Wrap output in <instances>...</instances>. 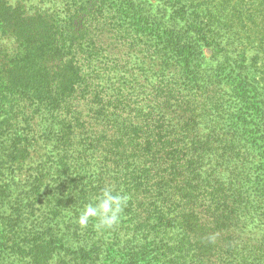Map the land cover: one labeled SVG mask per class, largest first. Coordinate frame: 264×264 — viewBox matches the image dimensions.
<instances>
[{
  "label": "trees",
  "instance_id": "trees-1",
  "mask_svg": "<svg viewBox=\"0 0 264 264\" xmlns=\"http://www.w3.org/2000/svg\"><path fill=\"white\" fill-rule=\"evenodd\" d=\"M176 2L186 28L154 36L130 0H77L65 18L0 0V33L17 44L0 48V180L45 144L21 190L27 201L15 204L57 205L31 236L13 214L1 217L0 258H53L60 247L62 258H94L60 245L53 220L61 204H94L107 186L128 199L119 223L101 229L132 231L149 246L126 247L129 258H264V234L260 244L250 236L264 225V0ZM150 34L155 46L141 48ZM204 46L222 56L215 68ZM86 100L93 123L74 104Z\"/></svg>",
  "mask_w": 264,
  "mask_h": 264
},
{
  "label": "rangeland",
  "instance_id": "rangeland-1",
  "mask_svg": "<svg viewBox=\"0 0 264 264\" xmlns=\"http://www.w3.org/2000/svg\"><path fill=\"white\" fill-rule=\"evenodd\" d=\"M76 1L77 0H7L12 6L22 7L27 14L44 12L60 18H65L68 14L73 12L72 6H74V2ZM130 1H132L139 8L143 16L147 18L146 20L148 22L145 25L147 26V30H154V36L162 28L168 30H184L186 28V21L179 19L175 13L176 0ZM94 33L99 32L95 31ZM114 33L112 27H109L103 34L111 38ZM147 36L150 37L152 41L148 38H143L139 42L143 49H146L147 45L155 46L154 41H157L156 37H152L151 34ZM16 47L17 44L14 38L0 33V48L11 50ZM108 48L111 49V51L114 50L112 46ZM202 49L209 68H215L222 61V56L219 55L216 49L210 46H204ZM253 54V51H249V55ZM74 104L77 112L81 113L88 122L93 123L89 111L92 106L91 103L86 100L81 101L79 104L78 102ZM42 127H44V121L41 120V118H36V126L32 128L31 132L35 135L37 133L39 134ZM46 152L47 145L40 143L39 146H35L32 149L31 159L22 163L20 171L14 176L4 179V182L0 180V186L2 183L4 184L8 181V179L10 183H12L10 184L11 191H9L6 196L3 195L2 199L0 197V218L8 216L10 213L13 214L14 219L18 220L16 228L21 233V236H31L30 234L34 232V229L41 230L51 224L50 220L52 215L50 210L52 207H57L56 203L51 198L49 199V197L48 199H42L41 202H35L32 206L25 208L24 211L22 210V206L15 204V202H19L18 198L20 200L22 199L21 203L27 201V198L23 197L28 195H25L26 193H23V191L28 188L25 186L28 174L31 173L32 168L35 169L36 165L45 158ZM22 189L23 191H21ZM52 192L53 191H50L51 194ZM29 198L31 199V197ZM63 205L61 204L59 206L61 207L59 210L60 216H55H59V219L53 220V223L57 224L54 232L57 237L60 238L59 244H62V246H70L69 251H75L76 248L83 247L85 251H89V253L95 255L94 258H62L65 251L60 247L53 258H38L37 260L34 258H16L4 252L0 258V264H172L166 263L164 261L166 258H129L128 252L125 251L126 247L133 245L134 251L139 250L141 247L149 248V246L144 245L145 241L140 235H135V237H133L132 231L129 230H120L119 232L118 230H111L106 232L101 229V227L94 225L95 222L91 218L86 227H81L78 223V217L84 209V206L80 208L77 206L76 209H72L66 208ZM66 224L71 226L69 231L66 230ZM1 229H3V224H1L0 220V230ZM250 230L252 232L250 236L255 237L254 239L258 240L255 243L260 244V239L264 234V225L261 229L250 227ZM117 240H120V242ZM242 259L243 258H219L217 261H219V264H236L241 262ZM244 259L247 261L246 264H264V258H258V253Z\"/></svg>",
  "mask_w": 264,
  "mask_h": 264
},
{
  "label": "clouds",
  "instance_id": "clouds-1",
  "mask_svg": "<svg viewBox=\"0 0 264 264\" xmlns=\"http://www.w3.org/2000/svg\"><path fill=\"white\" fill-rule=\"evenodd\" d=\"M128 197L114 192L112 186L102 189L100 195L96 198V203L87 204L78 217V223L81 227H86L90 218H99V227L111 228L119 223L120 214L127 203Z\"/></svg>",
  "mask_w": 264,
  "mask_h": 264
}]
</instances>
